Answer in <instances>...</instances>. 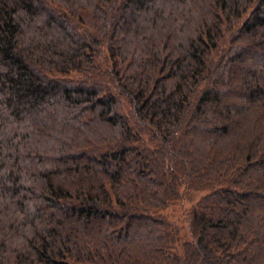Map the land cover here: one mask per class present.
<instances>
[{
  "label": "trees",
  "instance_id": "obj_1",
  "mask_svg": "<svg viewBox=\"0 0 264 264\" xmlns=\"http://www.w3.org/2000/svg\"><path fill=\"white\" fill-rule=\"evenodd\" d=\"M0 264H264V0H0Z\"/></svg>",
  "mask_w": 264,
  "mask_h": 264
},
{
  "label": "rangeland",
  "instance_id": "obj_2",
  "mask_svg": "<svg viewBox=\"0 0 264 264\" xmlns=\"http://www.w3.org/2000/svg\"><path fill=\"white\" fill-rule=\"evenodd\" d=\"M126 106V105H125ZM127 108L130 107L127 105ZM202 190L187 189L186 194L179 199L176 203L171 206H168L161 212V215L167 218L174 225L186 229V216L191 208L192 204L204 193ZM185 220V221H184Z\"/></svg>",
  "mask_w": 264,
  "mask_h": 264
}]
</instances>
